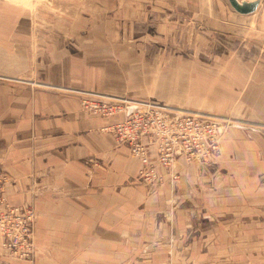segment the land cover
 <instances>
[{"label":"crops","instance_id":"0c3cea01","mask_svg":"<svg viewBox=\"0 0 264 264\" xmlns=\"http://www.w3.org/2000/svg\"><path fill=\"white\" fill-rule=\"evenodd\" d=\"M56 1L0 5L3 195L37 215L0 264H264V0ZM88 93L221 120L219 153L146 184Z\"/></svg>","mask_w":264,"mask_h":264},{"label":"built area","instance_id":"2783aa9c","mask_svg":"<svg viewBox=\"0 0 264 264\" xmlns=\"http://www.w3.org/2000/svg\"><path fill=\"white\" fill-rule=\"evenodd\" d=\"M117 102L122 104L84 97L81 109L94 117L118 118L104 130L140 161L139 178L144 183H162L163 173L175 182L177 175L174 171L179 159L186 164H205L218 155L225 134L221 120L153 102L140 104V108H130V102ZM7 181L0 170V239L11 257L27 260L34 253L37 215L32 207H15L6 201L3 193Z\"/></svg>","mask_w":264,"mask_h":264},{"label":"rangeland","instance_id":"374dc122","mask_svg":"<svg viewBox=\"0 0 264 264\" xmlns=\"http://www.w3.org/2000/svg\"><path fill=\"white\" fill-rule=\"evenodd\" d=\"M62 1V0H60ZM57 1L56 0H0V5L7 8L8 10L14 9V10H18V12L24 10V8L28 5H35L36 6V11L38 13V15L40 14V9L42 6H48L50 9H54V7L56 6ZM60 4H62V2H60ZM7 11V10H6ZM17 12V14H18ZM91 96V97H89ZM89 96H85V98H89V99H93V100H98V101H102L105 103H115V104H122L121 102H117V101H126V102H130L129 107L130 108H140V104L143 103H148V102H142V101H135V100H131L128 99L126 97H108V96H104L102 94H90ZM95 96V97H92ZM132 103V104H131ZM152 103V102H149Z\"/></svg>","mask_w":264,"mask_h":264},{"label":"water","instance_id":"95a60500","mask_svg":"<svg viewBox=\"0 0 264 264\" xmlns=\"http://www.w3.org/2000/svg\"><path fill=\"white\" fill-rule=\"evenodd\" d=\"M232 10L240 16L254 14L262 0H226Z\"/></svg>","mask_w":264,"mask_h":264},{"label":"bare ground","instance_id":"6f19581e","mask_svg":"<svg viewBox=\"0 0 264 264\" xmlns=\"http://www.w3.org/2000/svg\"><path fill=\"white\" fill-rule=\"evenodd\" d=\"M149 102V101H148Z\"/></svg>","mask_w":264,"mask_h":264}]
</instances>
